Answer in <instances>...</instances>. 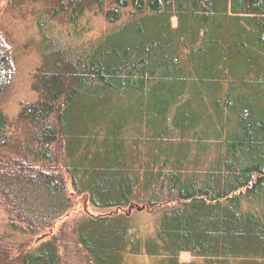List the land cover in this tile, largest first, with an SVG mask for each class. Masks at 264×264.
<instances>
[{"label":"trees","instance_id":"1","mask_svg":"<svg viewBox=\"0 0 264 264\" xmlns=\"http://www.w3.org/2000/svg\"><path fill=\"white\" fill-rule=\"evenodd\" d=\"M5 2L27 9L39 63L32 99L0 110V264H63L68 183L103 212L69 232L86 264H264V0ZM17 65L0 26V101ZM158 208L132 240L130 211Z\"/></svg>","mask_w":264,"mask_h":264},{"label":"rangeland","instance_id":"2","mask_svg":"<svg viewBox=\"0 0 264 264\" xmlns=\"http://www.w3.org/2000/svg\"><path fill=\"white\" fill-rule=\"evenodd\" d=\"M6 10L5 0L0 1V26L13 44L18 65L9 91L0 101V110L9 121H12L17 115L21 103L29 101L33 97L31 78L39 63L36 51L39 36L33 20L27 13V9H24L21 13H8ZM82 24H84V21ZM85 29L83 32H89L87 37H97L106 30V25L100 15L91 16ZM7 157L11 159L8 154ZM67 193L72 197V209L54 225L52 235L58 237L59 240L61 238L60 253L63 257V264H86L82 253L73 247L69 232L75 220L81 217L97 216L103 212L92 209L88 203L87 196H75L69 183L67 185ZM163 209L165 208H158L152 211L143 209L131 210L132 222L129 232L131 239H139L143 242L148 238H152ZM127 212L128 210L125 213ZM4 225L5 218L0 211V234L4 230ZM62 238H65V240ZM124 258V264H161L163 260L160 257H150L143 251L138 255H126ZM177 260L179 264L203 263L202 260L192 258L189 254H180Z\"/></svg>","mask_w":264,"mask_h":264}]
</instances>
